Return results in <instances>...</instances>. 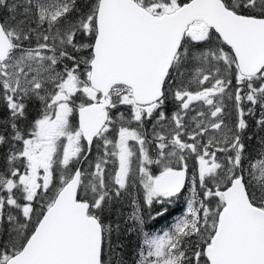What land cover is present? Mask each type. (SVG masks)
<instances>
[{
  "label": "snow or ice",
  "instance_id": "6c2138e0",
  "mask_svg": "<svg viewBox=\"0 0 264 264\" xmlns=\"http://www.w3.org/2000/svg\"><path fill=\"white\" fill-rule=\"evenodd\" d=\"M133 236L131 264H264V0H0V264Z\"/></svg>",
  "mask_w": 264,
  "mask_h": 264
},
{
  "label": "trees",
  "instance_id": "16d2710c",
  "mask_svg": "<svg viewBox=\"0 0 264 264\" xmlns=\"http://www.w3.org/2000/svg\"><path fill=\"white\" fill-rule=\"evenodd\" d=\"M179 208H180L179 205L174 208V211H173L174 216L179 215ZM165 224H166V222L161 221L159 224L155 225V228L153 230H157L161 227H164ZM126 242L129 243V249H128L129 257H128V259H129V264H131V261L135 259L134 253H135V249H136V245H137V240H136L135 236H133L130 241H126Z\"/></svg>",
  "mask_w": 264,
  "mask_h": 264
}]
</instances>
